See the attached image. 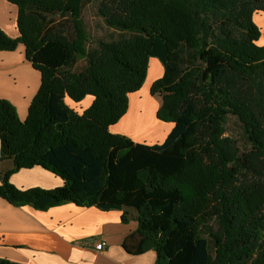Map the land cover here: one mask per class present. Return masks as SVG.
<instances>
[{
	"label": "trees",
	"instance_id": "16d2710c",
	"mask_svg": "<svg viewBox=\"0 0 264 264\" xmlns=\"http://www.w3.org/2000/svg\"><path fill=\"white\" fill-rule=\"evenodd\" d=\"M5 1L18 34L0 28V51L21 44L40 83L24 119L0 98V161L11 162L0 166V197L119 210L136 222L122 248L152 250L153 264H264V44L254 22L264 0H101L97 14L117 34L92 44L82 17L92 0ZM150 57L163 67L149 87L161 99L155 116L172 123L153 144L109 130ZM86 96L80 112L67 103ZM229 116L243 149L223 135ZM35 166L61 185L10 182Z\"/></svg>",
	"mask_w": 264,
	"mask_h": 264
},
{
	"label": "crops",
	"instance_id": "0c3cea01",
	"mask_svg": "<svg viewBox=\"0 0 264 264\" xmlns=\"http://www.w3.org/2000/svg\"><path fill=\"white\" fill-rule=\"evenodd\" d=\"M15 15L16 7L0 0V28L12 37L18 34ZM1 16L11 17L14 27L5 24ZM162 72L161 62L150 57L145 80L136 92L129 95L126 113L109 127L112 133L125 134L134 141L147 144L164 140L172 123L156 118L160 100L149 94L151 83ZM39 83L40 74L25 59L21 44L13 51H0V98L8 99L16 107L20 119L25 118ZM144 96L155 107L152 112L153 122L140 115L142 108L138 104L133 121L144 129H133V132L132 129L122 128L121 121L128 114L132 102L140 101ZM150 98L156 101V105ZM91 101L92 98L86 96L79 103H67L80 112ZM160 131H163L161 137ZM0 166L8 169L11 162L0 161ZM9 179L19 188H53L61 185L57 176L38 166L21 169L11 174ZM120 215L119 210L103 211L93 206L82 207L73 203L38 210L28 205L14 206L0 197V258L19 264H153L155 253L152 250L130 254L122 248L124 237L136 228V222L130 220L123 223ZM100 239L106 242L102 250L94 246Z\"/></svg>",
	"mask_w": 264,
	"mask_h": 264
},
{
	"label": "rangeland",
	"instance_id": "374dc122",
	"mask_svg": "<svg viewBox=\"0 0 264 264\" xmlns=\"http://www.w3.org/2000/svg\"><path fill=\"white\" fill-rule=\"evenodd\" d=\"M100 1L101 0H92L91 2L85 4L83 11H82V17H83V21L85 24V28H86L88 35H89V42H88L89 44H92L93 42H95L98 39H103V40L113 39L116 37V34H117L116 31L107 27L104 24L102 18H100L98 16L97 7H98V4ZM4 15H5V13H4ZM2 20L9 27H12V26L14 27L13 20L11 19V17H9V16L4 17L3 16ZM254 22L257 24V26L263 32V35L260 36L258 43L264 44V13L256 16V18H254ZM64 26H67V23H65ZM82 65H83V62L78 61L77 67H80ZM154 96L161 101L160 96H158V95H154ZM146 99L149 100V98H147L146 96H144L142 99H140L139 104H141V108H142V112H140L141 113L140 115L144 116V118H146V120L153 122L152 112H153L155 107H154L153 103L150 101L151 107H152V110H150L149 105H147L145 103ZM150 99H152V98H150ZM152 100L155 102V105H156V101L154 99H152ZM137 106H138V101H133L131 106H130V110H129L128 114L124 117L125 120L122 119V121H121V124L123 125V127L129 128L132 130L133 129H135V130L144 129L141 127V125L137 126L138 123L136 124V122L133 121L134 120L133 116H135L137 114ZM128 116H129V118H128ZM138 120H140V119H138ZM134 126H135V128H134ZM225 128H226V130H225L223 135L229 136V137L235 139L239 145V148L243 149L244 139H243L242 134H241L240 125H239L238 121L236 120V118L233 116H229L227 119V123L225 125ZM133 132H134V130H133ZM162 133H163V131H160L159 137L162 136ZM101 240L102 239L97 240V241H101Z\"/></svg>",
	"mask_w": 264,
	"mask_h": 264
},
{
	"label": "built area",
	"instance_id": "2783aa9c",
	"mask_svg": "<svg viewBox=\"0 0 264 264\" xmlns=\"http://www.w3.org/2000/svg\"><path fill=\"white\" fill-rule=\"evenodd\" d=\"M95 248L98 249V250H102L105 248L106 246V242L104 240H101V241H97L95 242Z\"/></svg>",
	"mask_w": 264,
	"mask_h": 264
},
{
	"label": "bare ground",
	"instance_id": "6f19581e",
	"mask_svg": "<svg viewBox=\"0 0 264 264\" xmlns=\"http://www.w3.org/2000/svg\"><path fill=\"white\" fill-rule=\"evenodd\" d=\"M145 101H146L145 103H146L147 105H149L150 110H152L151 102H150L149 100H147V99H146ZM139 102H140V101H138V104H139ZM133 106H134V105H133ZM133 106H132V107H133ZM132 116H133V115H132ZM133 117H134V116H133ZM128 118H129V116H128ZM124 120H125V119H124ZM127 120H128V119H127ZM122 128H124V127H122ZM124 130H125V129H124Z\"/></svg>",
	"mask_w": 264,
	"mask_h": 264
}]
</instances>
